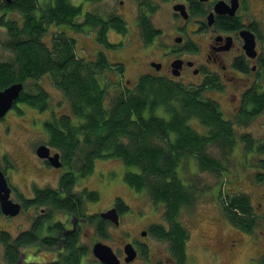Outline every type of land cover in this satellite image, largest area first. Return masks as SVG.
<instances>
[{"label":"trees","instance_id":"1","mask_svg":"<svg viewBox=\"0 0 264 264\" xmlns=\"http://www.w3.org/2000/svg\"><path fill=\"white\" fill-rule=\"evenodd\" d=\"M56 4L57 19L71 24L79 8L72 7L68 0H57ZM4 6L11 12L24 11L26 21H23L22 27L14 19L3 24L10 39L5 43V48L11 53L13 61L0 63V90L16 82L37 81L44 75H50L55 87L68 99L72 113V117L63 116L46 124L51 145L63 153L70 165L83 155L79 161L81 165L76 169L77 176L91 174L95 159L117 157L125 167L137 168V172L126 171L123 180L135 192L146 193L154 205L164 206L168 226L162 224L153 227V234L160 241L173 244L182 251L187 233L179 217L181 209L194 201L196 189L180 179L179 166L192 157L199 168L218 174L222 166L209 156L210 147L215 145L229 150L238 141L244 144L243 152L247 155H264V139L256 140L246 133H241V136L235 134L236 128L246 127L253 117L262 113L264 91H246L240 109L230 120L224 117L215 101L199 99L200 90H185L179 84L161 83L147 76L134 83L133 90L125 88L110 96L108 93L113 87H107L108 82L103 75L106 65L102 59L95 63L77 59L73 46L61 36L53 47H45L41 43L39 35L44 31L49 12L42 13V19L37 21L34 18L37 10L34 0H12ZM91 22L97 27L113 22V28L118 33L125 29L124 23L114 17L105 24L95 20ZM46 99V94L39 90L29 98L23 92L20 101L46 110ZM160 109L161 112L157 113ZM191 119L204 126L205 134L193 130L188 123ZM258 165L260 171L255 173V181L264 185L263 158L258 160ZM77 176L73 172L71 181L68 177L62 178L61 185L67 195L69 186ZM93 193L89 194L91 200L96 198ZM79 200L75 195L74 202H71L70 197L66 196L63 201L55 199L54 205L61 210L69 209V206L76 210ZM224 200L223 209L227 219L234 226L251 231L256 215L250 208L249 199L233 193ZM98 222L101 224L100 220ZM33 234L29 236L32 241L36 236ZM23 238L15 239L12 244L6 233H0L8 264L16 261L17 248L27 243L23 242ZM84 254L85 251L81 249H72L60 258L59 264H74Z\"/></svg>","mask_w":264,"mask_h":264},{"label":"flooded vegetation","instance_id":"2","mask_svg":"<svg viewBox=\"0 0 264 264\" xmlns=\"http://www.w3.org/2000/svg\"><path fill=\"white\" fill-rule=\"evenodd\" d=\"M56 1L42 0L47 7H40V1L36 2L34 0L37 9L34 13L35 20H41V14L49 12V17L44 23V31L39 35L41 43L45 47H53V44L61 36L73 46V54L77 59L82 58L86 62L94 63L102 59L106 65L103 71L104 76L111 75L113 77L112 73L120 75L117 80L114 77L111 79V83L117 87L121 83L122 78L125 77L124 71L126 69L125 57L121 53H124L125 48L129 45L126 42L128 27L121 13L116 15L110 11L107 18H103L99 10L94 11L88 8L96 6L99 0H84L85 2H81V4H74L72 3L73 0H68L72 7L79 8L78 13L72 18L71 24H68L64 20L57 19L55 14ZM128 1L137 53V58L131 56L129 62L137 63L139 67L146 68L143 73L139 72L141 68L138 69L139 80L147 76L153 81L172 85L179 84L184 88L193 86L197 89L199 87L197 90L201 89L204 92H208L211 89L224 90L226 84L223 81L240 84L243 88L240 89L237 100L236 95L232 97L233 104H236L233 107L235 112L240 109L241 100L246 91L250 89L264 91V0H139L134 10V16L132 0ZM6 3L4 0L2 6ZM124 4V1L118 0V7H122ZM162 5L163 7L167 5V14L161 21L163 24H157L155 21L156 12ZM3 10L6 12L2 14L6 16L8 10L5 6ZM17 13L21 16L19 26L22 27L23 21H26L25 12L18 11ZM111 17L124 23L125 29L123 32H116L113 28V25H115L113 22H109L104 27H101L100 24L98 27L94 26V23L91 22V20H95L105 24ZM4 23L6 21L2 23L3 27ZM109 30L119 34L118 41H108ZM101 32L104 34H101ZM49 35L50 38L47 41L46 37ZM245 35L253 37L254 49L252 54L248 53L246 48H244ZM90 37H92L90 40L95 46L90 51L92 53H90L89 59V56L79 52L80 49L77 50L75 44L81 38H86L88 41ZM9 40L7 39V41ZM7 41L3 42V44L0 43L1 50L7 51L5 48ZM120 49H124V51L118 53L117 51ZM8 62V60L0 59V63ZM241 81L243 82L242 84ZM128 85H130V81L126 78L125 88L128 91L133 90L134 84L133 87ZM220 85H222V88H220ZM26 97H31V94H26ZM20 99L21 94L6 115L0 118V125L2 126L0 127V148H2L1 142L3 140L7 141L12 134V127H21L20 125L15 126L14 118L8 120V115L15 113L17 108L22 112L21 105L31 104L30 102L20 101ZM40 145L33 149L30 144H26V151L19 146L15 147L13 154L7 151H0V172L4 176L6 187L9 189L8 197L20 208L16 215L11 216L3 214L0 209V216L11 222L25 214V218L31 223L29 230L22 231L17 236H11L4 230L0 231V233H6L12 244L15 243V239L22 236H24L23 242H27L17 248L18 257L13 264H49L50 262L59 264L62 257L60 255L64 254V251L79 250L76 245L77 235L79 230L84 228L83 225L93 223L96 228V234L102 236L109 223L108 220L102 219L99 215L106 211L84 217L81 204L84 203L85 194L73 192L74 184H72L69 186V195H67L61 185V180L64 176L68 177L70 181L72 180L71 175L73 172L77 176L76 170H73L72 166L67 163L63 153L55 152L52 146L45 145L49 148V157L58 154L60 166L55 167L49 159L39 158L36 150ZM51 171L60 174L55 186L49 185V182L41 186L36 184L35 174L49 173ZM75 195L80 199L76 210H73V207L70 206L69 209L61 210L54 205L55 199L58 200L59 198L63 201L66 196H69L70 201L74 202ZM112 204L108 209L115 208L116 213L119 215L118 226L122 225V219L128 214L139 216V213L130 210L131 207L129 205L126 206L123 202L114 201ZM93 217L96 219L92 220ZM99 220L101 224H99ZM155 226L156 224L152 223V221L147 223L145 228L141 230L133 229L129 224L127 225L122 231V235H126L124 236L126 240L119 241V245L122 243L120 245V253L118 256L115 254L119 258L120 264L195 263L196 254L194 250L189 255L187 254L185 242L183 250L179 251L175 245L163 240L160 241L153 234V227ZM45 231L54 233V236H43L42 233ZM31 233L36 235L33 241L29 239ZM209 241L210 243L201 244V247L198 250L195 249V251H205L210 259L215 261L218 257V252L215 250L223 249L220 246H215V243L220 245L221 241L216 238L214 240L209 239ZM0 242L2 241L0 240ZM59 242H63V246L59 245ZM36 245H45L56 249V260L49 261L45 259L46 261L44 260L45 262H43L36 258L33 253L23 254L24 249L30 251ZM57 245L59 247H56ZM93 245L91 246L92 248ZM126 245H131L135 253V257L128 262L125 254ZM158 245L162 247L160 248ZM234 246V241H230L227 249L229 247V250H232ZM84 255L79 256L74 264H102L96 258L90 260L92 263H85ZM21 256L24 259L22 261L20 259ZM64 256H66V253Z\"/></svg>","mask_w":264,"mask_h":264},{"label":"rangeland","instance_id":"3","mask_svg":"<svg viewBox=\"0 0 264 264\" xmlns=\"http://www.w3.org/2000/svg\"><path fill=\"white\" fill-rule=\"evenodd\" d=\"M37 1H40V7H47L46 4H43L42 0H36V2ZM122 1L125 2L122 7H118V0H99L97 1L98 4L96 6L88 7L90 10H99L103 15V18H107L110 11L116 15L121 13V16L124 18L128 27L126 42L129 45L125 48V51L124 49L117 51L118 53L124 51V53L121 54L125 57V77L122 78L121 85L118 84L117 87H115L111 83V79L114 77L115 80H117L120 75H118V73L115 75L112 73L113 77H111V75H105L106 81L108 82V89L113 87L109 90L108 95L110 96H114L117 91L125 90L124 85L126 78L130 81V85L128 86L133 87V84L139 80L138 69L141 68L139 71L140 73L146 71L145 67H139L137 63L129 62L131 56L137 58L136 43H134L133 22L131 20L129 1ZM81 2L84 3L85 1L73 0L72 3L81 4ZM137 2H139V0H132L133 16ZM3 3L4 0H0L1 44L9 39L2 23L14 19L18 21L17 24L19 26L21 17L15 11H8L7 15L4 16L2 13L6 11L3 10ZM166 10H168L167 5H165V7L162 5L158 8L155 16L157 24H163L161 21L166 17ZM108 33V41L116 42L119 40L120 36L118 33H115L112 30H109ZM92 37H90L88 41L86 38L79 39L75 44L77 50L80 49L79 52L89 56L90 53H92L90 51L93 50L92 48L95 46L90 40ZM49 38L50 35L46 37V40L48 41ZM0 59H5L9 62L13 61L11 53L4 49H0ZM223 83L226 84L224 90L219 89L217 91L216 89H211L208 92H204L200 89L201 94L198 98L201 100L210 99L215 101L218 105L220 104V109L223 111L224 117L230 120L233 115L237 114L233 109L236 104H233L232 97L236 95L237 100V96L240 94V89L243 87L240 84H233L230 81L228 83L223 81ZM242 83L243 82L241 81V84ZM23 87L24 93L31 95H35L39 90H42L47 98L46 110H40L32 104H27L20 106L22 107V112L17 108L15 113H10L8 115V120L14 118L13 121L16 122L15 126L20 125L21 127H12V134L7 141L3 140L1 142L2 148H0V151H7L13 154L15 147L18 146L26 151V144H30L33 149L40 144H44L49 147L52 146L55 152L60 153V151L49 142L50 133L46 128V124L57 121L63 116L72 117L68 99L63 96L60 89L55 87L52 78H50V75L48 74L44 75L37 81H26ZM220 88H222V85H220ZM184 89L197 91L193 86H187ZM160 112L161 109L160 111L158 110L157 113ZM162 113L165 115L166 112L163 111ZM188 123L194 131L205 134L206 129L195 119L189 120ZM0 127L2 126L0 125ZM241 133L252 135L256 140H263L264 110H262L261 114L253 117L246 127L236 128V136H241ZM210 148L211 150L208 151L209 156L211 155L214 157L222 166L218 171L220 174L199 168L197 161L192 157L185 159L178 168L180 179L188 185L192 184L194 189H196V195L193 199L194 201L191 205L184 206L181 209L179 217V221L182 223L185 232L187 233L185 238L187 254H192L194 250V253L196 254V261L194 264H264V185L257 183L254 176L257 171H260L258 160L260 158L264 159V155H247L243 152L244 144L240 143V141H238L237 144L235 143L229 150H227L226 147L219 148L215 145ZM82 157H80V160L83 159ZM80 160L78 159L77 162L75 160L72 161L71 166L73 170H76L81 165L79 162ZM93 162L94 167L91 174L78 176L73 182V192L76 194H85L84 203L81 204L84 217L96 214L97 212L106 211V209L113 205L112 203L114 201L123 202L126 206L129 205L131 207L130 210L139 213V216L136 217L135 214H126L127 216L121 221V226H115L108 220V227L102 236L96 234V228L93 223H86V225H83L84 228L79 230L77 235L78 238L76 245L79 249L85 251V255L83 256L85 258V263H92L90 260L95 259L91 253V246L97 243V241H101L105 245L111 246L113 252L118 256L120 253V245L122 244L119 245V241L126 240L124 237L126 235H122V231L128 224L133 229L138 230L144 229L146 224L150 221L156 224V226L162 224L165 227L168 226V224L165 223L164 206L160 204L158 206L154 205L149 201V197L146 193L135 192L128 186L127 182L123 180L126 171L137 172V168L125 167L123 161L117 157L104 160L95 159ZM221 175L226 177L224 178L225 181H223L224 176L222 177ZM59 176L60 174L58 172L51 171L49 173L35 174L34 179L36 184L40 186L48 182L49 185L55 186L59 180ZM15 179H17V177H15ZM92 192H94L93 194H96L95 200L89 199V194ZM233 193H237V195L238 193L240 195H245L250 201V208L254 211V215H256L254 218L255 226L251 231H244L241 228L234 226L226 217L225 209H223V201H225L224 199L227 198L228 194L233 195ZM25 216L26 215L23 214L19 219L12 220L11 222L6 221L0 216V231L4 230L11 236H17L22 233V231L29 230L31 223H29ZM98 218L100 217L98 216ZM42 235L53 237L54 233L45 231ZM208 238L212 240L216 238L221 241L220 245L215 243V246L223 248L222 250H215L218 252V257L215 261L210 259L207 252L195 251V249L198 250V248L201 247V244L204 245V243H210ZM230 241H234L235 244L232 250H229V247L227 249ZM60 244L62 245L63 242H59V245ZM59 245L56 247H59ZM158 246L160 248L162 247L161 245ZM212 248L214 249V247ZM55 251L56 249L49 248L45 245H36L33 246L30 251L24 249L23 254L33 253L36 258L45 262L46 260H56ZM4 252V244L0 242V264H8L5 261ZM65 253L66 251L60 256H64ZM20 259L21 261L24 260L22 259V256ZM49 264L54 263L50 262Z\"/></svg>","mask_w":264,"mask_h":264},{"label":"water","instance_id":"4","mask_svg":"<svg viewBox=\"0 0 264 264\" xmlns=\"http://www.w3.org/2000/svg\"><path fill=\"white\" fill-rule=\"evenodd\" d=\"M8 4L11 3V0H5ZM245 38V46L247 52L252 54L254 41L251 35L244 36ZM23 91V83L16 82L10 86L5 87L0 90V118L4 117L7 111L12 107L16 100L19 98L21 92ZM36 154L39 158L49 159L51 164L55 167L60 166L58 162V154L49 157V148L45 145H40L37 148ZM9 189L6 187V182L4 176L0 172V209L1 212L5 215H16L20 208L17 204L12 202V200L8 197ZM100 217L104 220H109L113 225L118 226L119 215L116 213L115 208L108 209L106 212L100 213ZM93 257L99 260L102 264H120V260L116 257L115 253L111 246H107L101 242H97L93 245L92 248ZM125 254L127 256L126 261H130L135 257V253L131 245H126Z\"/></svg>","mask_w":264,"mask_h":264},{"label":"bare ground","instance_id":"5","mask_svg":"<svg viewBox=\"0 0 264 264\" xmlns=\"http://www.w3.org/2000/svg\"><path fill=\"white\" fill-rule=\"evenodd\" d=\"M88 20V19H87ZM146 42V41H145ZM211 81V80H210ZM144 87V86H143ZM216 137V136H215ZM194 157H196V156H194Z\"/></svg>","mask_w":264,"mask_h":264}]
</instances>
